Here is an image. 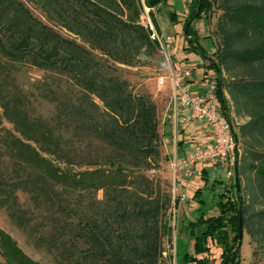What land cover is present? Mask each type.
Here are the masks:
<instances>
[{"label":"trees","instance_id":"obj_1","mask_svg":"<svg viewBox=\"0 0 264 264\" xmlns=\"http://www.w3.org/2000/svg\"><path fill=\"white\" fill-rule=\"evenodd\" d=\"M167 2L0 0V210L49 264H163L171 196L145 174L161 159L157 108L133 90L124 68L142 55L159 57L138 21L143 7ZM189 7V49L217 74L219 106L240 153L230 187L211 183L221 190L217 214L198 210L183 225L186 251L178 257L176 240L174 258L214 264V244L219 264H239V227L252 255L264 254V0H191ZM214 11L217 42L209 57L191 25ZM24 68L42 76L22 81ZM201 179L207 188L208 175ZM201 197L202 189L194 190L192 199L205 205ZM0 258L41 264L1 229Z\"/></svg>","mask_w":264,"mask_h":264},{"label":"rangeland","instance_id":"obj_2","mask_svg":"<svg viewBox=\"0 0 264 264\" xmlns=\"http://www.w3.org/2000/svg\"><path fill=\"white\" fill-rule=\"evenodd\" d=\"M191 0H168V2L160 7L158 10H150L143 7L139 21L141 22V17L148 12V16L155 28V30L160 33L156 26V19L158 24L162 26L164 35L172 38L170 43V52L173 58L174 65H178L181 68H188L194 71L196 74H202L203 71H209L212 75L213 69L209 68V62L204 60V58L198 53L191 51L189 49V43L185 36V22L189 16V3ZM29 8L30 13L42 21L44 24H48L44 16L39 10L34 8L31 4H26ZM174 12L176 15L175 21L171 22L169 17L170 12ZM151 15V16H150ZM217 11H214L210 17L205 14L201 16L191 25V28L196 33L199 44L206 52L209 57H212L213 51L216 48V22H217ZM153 19V20H152ZM141 25V24H140ZM142 26V25H141ZM54 29L64 37H70V35L63 29L55 26ZM159 57L152 59L149 56L142 55L139 58L138 63L129 68H124V74L129 79L130 85L135 92L144 93L152 98L157 108V121H158V131L160 134V148H161V159L157 164V168L145 173L147 178L153 182L154 185H159L161 191L171 196V206L169 208L167 219L171 229L170 241L166 238L162 241V251H163V264H176L174 258L175 255V241L177 242V253L178 257L181 258L186 251V237L183 234V225L188 221H193L197 217L198 210L206 212L208 215H216L217 210L214 209V196L216 193L220 192V187L212 190L211 183L213 179L221 180L225 188L230 187L233 183V177L229 178L226 176L224 170L217 169L214 174H211L208 180L207 188L204 187V181L199 177L190 180H184L180 185L174 179V173L172 165L174 159L177 158L176 151V139L174 141V133L169 117V99H170V86L166 83L164 87H159L156 82V78L161 74L158 71ZM215 73V72H214ZM199 75V77H200ZM42 76L41 72L35 71L31 68H24L22 73V81H29V79H38ZM168 104V107H167ZM236 123V121L234 120ZM3 125L10 129L11 127L3 121ZM177 140H180V130L177 131ZM202 135H190L191 139L200 137ZM176 138V137H175ZM238 153L240 151L238 150ZM195 182V186L190 185V181ZM187 184V185H186ZM197 188L202 189L201 199L205 202V205H200L192 199L194 190ZM181 194L186 196V200L178 203L174 206V201L178 199ZM98 197L102 198V192L97 194ZM0 229L6 232L14 239L21 250L27 254L34 261L40 262L41 264H49L47 260L41 256V254L33 251L26 243L21 234L10 224L6 218L3 211L0 210ZM192 242L189 243L191 247ZM189 247L190 252L192 249ZM210 254L209 259L214 261V264H219V256L221 250L214 244H209ZM253 246L249 243V238L244 232L242 234V239L239 245V264H264V254L252 255ZM0 264L3 261L0 258Z\"/></svg>","mask_w":264,"mask_h":264},{"label":"built area","instance_id":"obj_3","mask_svg":"<svg viewBox=\"0 0 264 264\" xmlns=\"http://www.w3.org/2000/svg\"><path fill=\"white\" fill-rule=\"evenodd\" d=\"M140 24L149 31V38L156 45L159 55L158 71L161 74L156 78L157 85L164 87L169 83L170 86L168 108L174 141L178 142L177 131L196 122L208 129L212 138L209 145L195 146L189 155L174 159L172 169L175 181L181 185L184 180L192 179L197 175L196 166L205 164L224 170L226 176L232 178L238 145L232 125L219 106L217 74L212 72L211 75L206 70L199 77L188 68H177L170 52L172 38L155 30L146 11ZM185 200L186 196L180 193L178 205ZM174 206H177L175 201Z\"/></svg>","mask_w":264,"mask_h":264},{"label":"crops","instance_id":"obj_4","mask_svg":"<svg viewBox=\"0 0 264 264\" xmlns=\"http://www.w3.org/2000/svg\"><path fill=\"white\" fill-rule=\"evenodd\" d=\"M159 22H157L156 19V26L157 29L160 33H163V28L162 26H160V24H158ZM177 68H181L180 66H178L177 64L175 65ZM194 90H198L197 88H194ZM202 135L200 137H196L194 139L190 138V135ZM181 140H183V145H182V150L181 153L177 156V158H182L184 156H187L191 153V151L193 150L192 148H194L195 146H204V145H209L212 141L211 135H210V131L208 129H205L201 123H192L189 124L188 126L184 127L182 129V134L180 137ZM180 141V140H179ZM217 168L213 165L210 164H205V165H197L196 166V173L197 175L194 176L195 178L199 177V179L201 178V176L206 173V175L210 176L211 174H214ZM190 185H196L195 182L192 180V182H189ZM187 185V184H186ZM200 189V188H197ZM196 189V190H197Z\"/></svg>","mask_w":264,"mask_h":264},{"label":"water","instance_id":"obj_5","mask_svg":"<svg viewBox=\"0 0 264 264\" xmlns=\"http://www.w3.org/2000/svg\"><path fill=\"white\" fill-rule=\"evenodd\" d=\"M242 231V229H241V227H239V245H240V242H241V239H242V234H243V232H241ZM239 245H237V246H239Z\"/></svg>","mask_w":264,"mask_h":264}]
</instances>
